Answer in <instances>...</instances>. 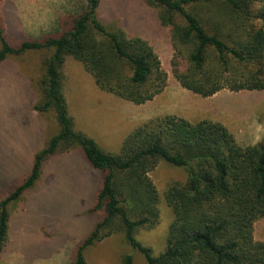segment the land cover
Segmentation results:
<instances>
[{
  "label": "trees",
  "instance_id": "16d2710c",
  "mask_svg": "<svg viewBox=\"0 0 264 264\" xmlns=\"http://www.w3.org/2000/svg\"><path fill=\"white\" fill-rule=\"evenodd\" d=\"M79 1L74 11L57 16L51 31L15 43L7 35L5 0H0V64L29 51H52L44 61L43 100L33 107L41 114L52 112L57 124L56 134L35 154L31 170L3 190L0 256L13 235L11 206L39 184L47 160L79 148L101 172V186L90 208L94 227L75 247L72 264H88L87 249L118 233L147 264H264V240L256 237V225L264 218V140L241 145L221 122L192 123L167 114L134 129L119 152L111 153L75 129L63 92L66 57L80 62L101 90L135 105L154 100L169 81L148 39L129 35L118 22L109 26L121 15L111 8L115 1L105 19L103 0ZM143 1L167 28L174 50L172 73L183 88L205 98L224 89L264 90V0ZM184 50L187 68H182ZM161 161L184 168L187 178L165 190L174 219L165 250L154 255L136 234L159 223L160 197L151 172ZM120 264H134V255L123 254Z\"/></svg>",
  "mask_w": 264,
  "mask_h": 264
},
{
  "label": "rangeland",
  "instance_id": "374dc122",
  "mask_svg": "<svg viewBox=\"0 0 264 264\" xmlns=\"http://www.w3.org/2000/svg\"><path fill=\"white\" fill-rule=\"evenodd\" d=\"M112 1L117 4L111 8L119 9L121 15L109 26L118 22L129 35L143 36L152 43L168 72V87L154 100L135 105L101 90L82 64L68 56L62 68L63 92L76 130L95 139L103 150L118 153L134 129L150 119L175 114L192 123L204 119L221 122L241 145L264 140V90L224 89L209 98L189 92L172 73L174 50L157 11L143 0H103V19ZM77 5L79 0H5L7 35L15 43L38 39L52 30L59 14L74 11ZM51 54L50 49L33 50L0 64V198L5 188L31 170L35 154L57 132L54 114H41L33 107L43 100L40 84L45 80L44 61ZM182 54V68H187L186 50ZM51 172L55 175L47 176ZM151 177L159 192L160 220L152 229L139 228L136 236L159 255L166 248L174 219L165 190L173 182H184L187 174L184 168L161 161ZM100 186L101 172L88 164L79 148L47 160L39 184L10 208L13 235L0 264H72L75 247L94 227L90 208ZM256 237L264 240V218L256 225ZM125 253L134 255V264H147L122 233L89 247L86 258L88 264H120Z\"/></svg>",
  "mask_w": 264,
  "mask_h": 264
},
{
  "label": "crops",
  "instance_id": "0c3cea01",
  "mask_svg": "<svg viewBox=\"0 0 264 264\" xmlns=\"http://www.w3.org/2000/svg\"><path fill=\"white\" fill-rule=\"evenodd\" d=\"M185 89V88H184ZM190 92V91H189ZM192 93V92H191ZM196 95V94H195ZM209 98V97H208Z\"/></svg>",
  "mask_w": 264,
  "mask_h": 264
}]
</instances>
